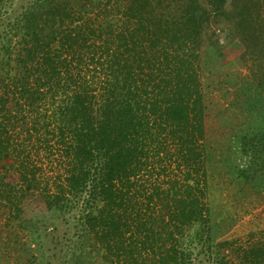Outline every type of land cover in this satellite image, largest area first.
<instances>
[{
	"label": "trees",
	"instance_id": "1",
	"mask_svg": "<svg viewBox=\"0 0 264 264\" xmlns=\"http://www.w3.org/2000/svg\"><path fill=\"white\" fill-rule=\"evenodd\" d=\"M233 41L255 79L240 103L257 118L237 136L247 152L264 140V0H0L8 226L39 247L37 222L46 236L64 225L66 264H194L213 245L264 264V240L212 236L202 53Z\"/></svg>",
	"mask_w": 264,
	"mask_h": 264
},
{
	"label": "rangeland",
	"instance_id": "2",
	"mask_svg": "<svg viewBox=\"0 0 264 264\" xmlns=\"http://www.w3.org/2000/svg\"><path fill=\"white\" fill-rule=\"evenodd\" d=\"M217 36L221 42L226 39L220 29ZM243 51L237 41L216 52L205 42L202 54L204 88L210 108L207 168L212 236L216 242L235 239L246 245L264 240V140L257 141L255 137L249 151L244 152L243 143L237 137L240 129L253 126L257 121V118L245 120L241 112L244 93L255 83L242 57ZM260 110L264 111V104ZM244 168H249L246 175L242 172ZM29 197L25 215L34 223L40 219L38 214L43 211L40 207L43 205L39 199ZM8 216L0 206V264H66L64 225L59 226L55 235L46 236V222H37L42 235V246L37 247L29 232L19 230L16 222L11 220L10 224L15 225L8 226ZM193 258L194 264H218L221 259L224 264H240L234 252L220 245H213L211 250L198 246Z\"/></svg>",
	"mask_w": 264,
	"mask_h": 264
}]
</instances>
